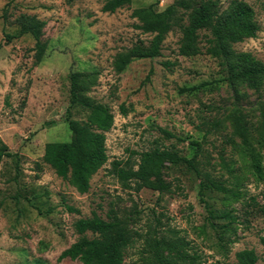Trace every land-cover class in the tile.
Segmentation results:
<instances>
[{"label":"rangeland","instance_id":"obj_1","mask_svg":"<svg viewBox=\"0 0 264 264\" xmlns=\"http://www.w3.org/2000/svg\"><path fill=\"white\" fill-rule=\"evenodd\" d=\"M105 1L0 0V138L20 156L19 170L11 158L0 162V264H82L60 258L80 237L74 223L93 212L107 218L112 207L140 232L177 231L202 264H236V252L244 248L255 249L258 264H264V177L252 170V155L231 117L237 108L244 113L264 174V82L260 91L247 85L234 88L225 79L220 57L181 55L182 34L173 26L176 0H132L114 13L102 10ZM229 1L221 3L225 7ZM245 1L254 7L260 30L235 48L264 63V0ZM22 13L46 21L42 40L47 49L38 64L32 37L7 42L6 33L17 29ZM158 33L165 36L161 56L134 59L125 71L115 70L119 52L148 44ZM93 70L99 79L91 95L111 108L114 124L107 132L109 160L91 178L89 191L80 193L43 155L47 142L72 138L65 120L71 72ZM192 140L203 143L204 172L230 186L238 183V197L216 191L206 195L213 208L237 217L228 256L208 225L201 178L194 171L169 166L165 179L172 190L160 193L126 187L112 170L114 160H136L133 151L148 150L156 142L191 157ZM141 247L139 241L127 250L125 264H145Z\"/></svg>","mask_w":264,"mask_h":264},{"label":"trees","instance_id":"obj_2","mask_svg":"<svg viewBox=\"0 0 264 264\" xmlns=\"http://www.w3.org/2000/svg\"><path fill=\"white\" fill-rule=\"evenodd\" d=\"M132 0H106L102 6L104 12L114 13L117 9L130 5ZM173 26L180 30L179 52L184 56L197 55L203 52L220 57L226 68L227 82L236 88L247 85L260 91L264 82V63L251 52L238 51L235 45L249 38H255L260 30L254 7L245 0H230L223 6L221 0H176L173 4ZM17 29L6 33L7 42L22 36L35 40L36 64L45 55L47 43L42 40L46 21L36 15L20 14ZM165 36L156 34L148 44H134L129 49L119 52L113 62L117 72L125 71L134 59H152L161 56ZM202 40L205 44H202ZM150 75L147 76V79ZM99 71H73L70 74L69 106L65 120L72 133L67 141H49L45 145L43 161L49 164L56 173L76 187L80 193L90 189V181L109 160L106 146L107 132L114 124L111 108L91 95L97 85ZM123 114L127 108L121 105ZM82 115L76 118L75 115ZM235 133L240 135L248 145L252 155L251 168L261 178L264 177L260 161L255 156V148L250 144L249 131L244 113L235 109L232 113ZM206 138V135L204 136ZM195 152L191 157L183 156L166 145H156L142 152L133 151L138 159L114 160L113 173L126 187L140 191L144 188L155 191L170 192L172 184L165 179V170L169 166H184L194 171L200 178L199 194L201 201L208 209V225L217 237V247L224 256L229 254V245L236 240L237 217L231 211L213 208L206 195L211 191L224 195L240 194L227 180L211 177L200 168V157L204 146L200 140H192ZM11 158L19 170L20 156L9 149L0 138V162ZM223 161L226 159L222 156ZM235 179L236 176L234 177ZM238 181V180H237ZM70 211L79 210L67 206ZM224 221V222H221ZM159 223L160 220H159ZM80 237L67 249L60 258L78 259L82 264H125L127 250L142 241L141 257L145 264H202L201 256L190 246V242L177 231L163 234L158 228H150L146 233L130 225L115 209L111 208L107 218L97 212L89 217H82L74 223ZM90 232L91 237L87 235ZM264 245V236L260 238ZM236 264H258L259 256L255 249L244 248L235 254Z\"/></svg>","mask_w":264,"mask_h":264}]
</instances>
